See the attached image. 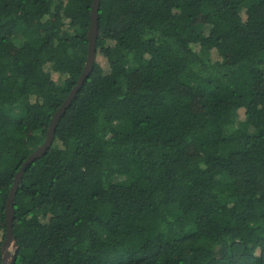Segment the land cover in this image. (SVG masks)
I'll list each match as a JSON object with an SVG mask.
<instances>
[{"label": "trees", "instance_id": "trees-1", "mask_svg": "<svg viewBox=\"0 0 264 264\" xmlns=\"http://www.w3.org/2000/svg\"><path fill=\"white\" fill-rule=\"evenodd\" d=\"M92 1L0 0V264ZM12 237V264H264V0H99Z\"/></svg>", "mask_w": 264, "mask_h": 264}, {"label": "water", "instance_id": "water-1", "mask_svg": "<svg viewBox=\"0 0 264 264\" xmlns=\"http://www.w3.org/2000/svg\"><path fill=\"white\" fill-rule=\"evenodd\" d=\"M98 7H99V0H93L92 1V7H91V15H90V25H89V30H88V55H87V60H86V65L84 68L83 73L81 74L80 78L77 81L76 86L74 89L70 92V94L67 96L65 99L63 105L59 108V110L55 113L53 120L50 123L48 132H47V137L44 141V143L36 150L34 151L27 159L26 161L22 164L20 170L15 176L13 186L9 192L8 199L6 202V208H5V221H6V238L5 242L3 244V252L4 250L10 245L13 244L15 247L16 244L13 240L12 237V216H13V200L16 194V190L18 188V185L21 181L22 175L26 167L32 163L34 160L37 158H40L45 154V152L48 150V148L51 145L53 135H54V130H55V124L61 114L65 111V109L68 107L72 99L74 98L75 94L77 93L78 89L80 88L82 82L84 79L87 77L88 73L91 70L92 63L94 61V56H95V42H96V36H97V12H98ZM10 255V254H9ZM11 261L9 264L13 263L14 260V254L10 255ZM3 263L5 261V254L3 253Z\"/></svg>", "mask_w": 264, "mask_h": 264}, {"label": "rangeland", "instance_id": "rangeland-1", "mask_svg": "<svg viewBox=\"0 0 264 264\" xmlns=\"http://www.w3.org/2000/svg\"><path fill=\"white\" fill-rule=\"evenodd\" d=\"M244 7L241 8V10H243ZM213 62V61H212ZM15 251V247L13 246V244H10L5 250H4V254H5V261L4 264H9L11 261V257L10 255L14 254ZM10 254V255H9Z\"/></svg>", "mask_w": 264, "mask_h": 264}]
</instances>
